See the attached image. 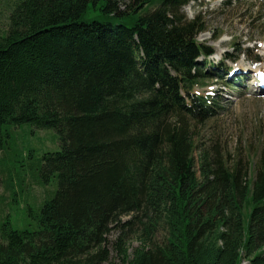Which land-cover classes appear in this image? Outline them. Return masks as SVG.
Segmentation results:
<instances>
[{
  "label": "trees",
  "instance_id": "16d2710c",
  "mask_svg": "<svg viewBox=\"0 0 264 264\" xmlns=\"http://www.w3.org/2000/svg\"><path fill=\"white\" fill-rule=\"evenodd\" d=\"M189 1L15 0L0 150L25 124L55 130L60 150L41 159L57 188L30 222L0 218V264H264V142L257 163L196 143L220 106L195 92L204 27Z\"/></svg>",
  "mask_w": 264,
  "mask_h": 264
},
{
  "label": "rangeland",
  "instance_id": "374dc122",
  "mask_svg": "<svg viewBox=\"0 0 264 264\" xmlns=\"http://www.w3.org/2000/svg\"><path fill=\"white\" fill-rule=\"evenodd\" d=\"M14 2L0 0V33L9 27ZM181 13L188 21L199 20L204 27L196 40L204 51L193 62L191 71L203 78V86H196L195 92L215 94L221 105L217 116L192 128L196 143L210 146L217 142L222 150L229 149L231 155L238 153L247 163L249 147L257 163L258 144L264 142V93L256 94L252 70L264 71V0H191L182 6ZM231 69L235 75L229 73ZM245 69H249L248 75H244ZM8 129L5 144L9 150H0V218L8 216L14 227L21 228L31 220L29 208L38 211L57 188L56 177L46 184L40 172L43 155L60 150V142L53 129L30 124ZM195 157L198 159V150ZM253 168H249L250 176L255 174ZM8 178L14 186L11 190ZM117 237L118 232L113 230L109 240ZM130 242L131 249L137 246L136 240Z\"/></svg>",
  "mask_w": 264,
  "mask_h": 264
}]
</instances>
